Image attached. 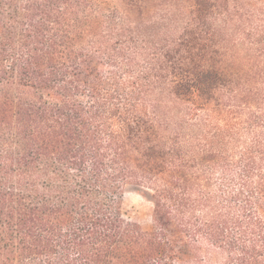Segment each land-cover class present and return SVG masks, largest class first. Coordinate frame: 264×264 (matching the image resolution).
<instances>
[{
    "label": "trees",
    "instance_id": "trees-1",
    "mask_svg": "<svg viewBox=\"0 0 264 264\" xmlns=\"http://www.w3.org/2000/svg\"><path fill=\"white\" fill-rule=\"evenodd\" d=\"M0 264H264V0H0Z\"/></svg>",
    "mask_w": 264,
    "mask_h": 264
},
{
    "label": "rangeland",
    "instance_id": "rangeland-1",
    "mask_svg": "<svg viewBox=\"0 0 264 264\" xmlns=\"http://www.w3.org/2000/svg\"><path fill=\"white\" fill-rule=\"evenodd\" d=\"M152 211L153 203L149 190L136 186L125 188L122 214L126 221L137 223L143 230H150Z\"/></svg>",
    "mask_w": 264,
    "mask_h": 264
}]
</instances>
